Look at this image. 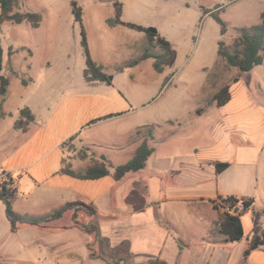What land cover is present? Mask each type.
Instances as JSON below:
<instances>
[{
  "label": "crops",
  "instance_id": "1",
  "mask_svg": "<svg viewBox=\"0 0 264 264\" xmlns=\"http://www.w3.org/2000/svg\"><path fill=\"white\" fill-rule=\"evenodd\" d=\"M156 1L119 0L121 5L120 19L144 27H154L160 36L171 42L167 26L165 29L161 23H163L164 17H167L168 23L172 21L173 10L169 12L168 9V5H172V0H160L163 3V8L161 7L159 11L156 10ZM182 1L187 6L190 3L199 5L198 0ZM109 4L111 5V2ZM110 5L105 16H99L101 31L106 33L110 44L115 47L127 38L128 48L133 51L134 57L137 58L143 53L147 44L144 32L122 24L108 25L107 19L114 16V8ZM259 13H263V11ZM155 17L159 18L160 23L153 20ZM94 18L96 19V16ZM96 23L97 21L94 20V24L90 25V28H86V43L92 60L104 65L106 63L98 49H103L108 42L103 39L104 37L101 38L102 33L97 36ZM26 50L29 53L27 56L31 57L32 50L28 48ZM16 52L17 49L9 45V76L11 77H18L19 75V67L12 62ZM175 53L172 65H175L181 52L176 48ZM117 56L118 54L115 53L112 58L115 60L114 64L117 63ZM148 60L150 58L141 60L129 68L133 72L142 69ZM47 65L49 64L47 63ZM165 67L167 66H164L163 69ZM39 68L25 64L23 69L25 73L20 76L21 90L17 95L18 102L14 117L19 116L22 108H28L33 120L22 128H15V121L13 122L11 126L13 131L21 133L23 136L15 137L18 144L1 162L3 172L0 180L2 182L11 178L12 185L14 184L16 188L11 205L15 211L21 214L44 215L53 212L66 203L76 201L91 206L94 209V214L86 213L80 208L69 209L60 218L44 226L18 223L14 231L10 229L11 233H17L24 226H36L47 228L53 232L72 230L80 236V244L70 242L69 239L68 241L58 240L52 243H45L43 240L28 241L27 248L37 246V253L28 263L151 264V261H156L155 264H158V262L164 261L166 264H264V246L251 251L245 259L243 258V251L252 234L244 242L241 241L242 239L231 242L226 240L225 236L218 231V223L223 213L220 209L214 208L212 204V201L218 197L233 196L238 199H252L249 210L255 211L256 208L255 195L259 191V182L256 179L254 185L251 171L257 166L263 139L257 130L258 122L255 115H258V112L253 113L250 108L246 109L249 104L246 91L239 86L238 81L229 87L230 99L224 105L219 106L225 111L226 123L229 126H234L235 133L232 134V138L236 143L235 146L229 143L228 133H222L220 136L213 134L209 143L201 146L192 145L187 159L181 156L174 158L175 162L160 173L165 177V183L164 190L156 198L158 200L152 201L146 207H139L132 211L134 220L137 222L133 225L132 231L135 232L136 229L137 233L139 232V214H144L146 211L150 213L151 208L159 213L154 216L153 221L147 224L146 229L151 236L146 245L141 246L138 240L134 237L128 238L127 234L119 237L111 235L112 233L107 234L105 231L106 224L104 225L103 221L108 217L117 216L105 215V213L108 214L105 203H112V192L118 182L130 176L129 174L141 172L146 167L149 157L156 151V144L169 136L171 131L175 129L174 127H179L180 122L177 119L162 121L157 124L159 126L157 130L152 124H143L134 117L135 110L142 106H135L131 97L115 90H112L108 95L89 94L81 90L78 94L63 93L57 98L54 88L50 87L48 92L43 94V91L47 90L38 89L40 83L36 81L37 72L41 71L46 77H49L52 69L49 67ZM133 76L132 73L131 77ZM8 80L7 91L10 83L9 77ZM83 80L86 85L103 83L99 81L87 82L84 77ZM232 89L234 90L232 91ZM34 91V95H37L36 99H32H38L39 105H30L25 100V94H32ZM5 95L0 96V102L4 100ZM253 114L255 119L251 120L249 116ZM103 125H111V129L102 132L99 127ZM30 128H36V131L33 132L32 136L22 140ZM149 129H151L152 138L144 136V132ZM240 129H244L243 134H239ZM58 131L59 133L55 135ZM89 131L90 133H86ZM70 137L73 139L70 140ZM66 142H68L70 150L68 158L65 157L64 150L60 149V146ZM142 142H146L149 147L153 148L145 166L138 171L126 173L118 180L112 176L113 168L110 170V174L96 179L76 178L60 171L64 162L69 163L75 171H84L91 165L100 164L102 156L107 161L109 157L114 158L122 154L125 157L124 160L122 159L123 161L115 166L123 164L133 156ZM7 147L9 146L7 145ZM80 149L87 151L83 157L78 154ZM107 149H110V153L104 152ZM215 162H227L229 164L226 169L216 173ZM18 171L21 173L17 177L14 176L13 172ZM244 172H246L245 175ZM215 177H217L218 183L214 190L207 186L212 193H207L209 196H202L203 193L198 194L199 197L193 195L185 197L179 194L182 186L194 189L200 183L208 184ZM183 181L185 182L183 183ZM21 184H25V187L29 189L26 195L24 192H20V195L18 193L17 189L20 188ZM39 189L44 193L41 198L46 208L39 211H21L14 207L13 203L16 199H28ZM190 198L201 203L198 202L199 206L195 205V208L192 209L187 205ZM176 201L184 202L182 217L173 216L166 208L168 202ZM200 204H208V207L204 208ZM111 214H115V212L112 211ZM256 214L257 225L261 230H264L262 219L264 211L263 215L259 212ZM64 218H69V220L64 221ZM187 219L193 224L191 227L190 224L188 225ZM81 225L91 231L87 232ZM116 234L117 232H114V235ZM239 242L242 243H240L237 256L234 254L237 246L235 243ZM15 257L12 251H0V264H26Z\"/></svg>",
  "mask_w": 264,
  "mask_h": 264
},
{
  "label": "rangeland",
  "instance_id": "2",
  "mask_svg": "<svg viewBox=\"0 0 264 264\" xmlns=\"http://www.w3.org/2000/svg\"><path fill=\"white\" fill-rule=\"evenodd\" d=\"M198 1L199 5L190 3L187 6L182 0H172V5H168L169 12L173 10L172 21L168 23L167 17H164L161 23L165 29V26L168 28L171 46L181 52L175 65L167 66L159 72L154 69V59L150 58L142 69L133 72L126 66L127 62L135 58L133 51L128 48L127 38L115 47L110 44L106 33L101 31L99 26V16H105L109 2H111L110 7L114 8V3H119V0H14V12L37 13L40 15V22L37 28H33L27 21L16 24L6 20L0 24V43L3 50L1 73L10 78L8 91L4 100L0 102V176L3 172L1 162L18 144L15 137L23 136L21 133H15L11 126L19 117L14 115L18 102L17 95L21 90L19 80L25 73L23 70L25 64L52 69L49 77L41 71L36 73V81L40 83L38 89L47 90L43 91V94L48 92L50 87L54 88L57 98L63 93L78 94L81 90L95 95H108L112 90L119 91L131 97L135 106H142L135 110L134 117L143 124H152L157 130L159 127L157 124L162 121L177 119L180 122L179 127H174L169 136L156 144V151L149 157L146 167L141 172L129 174L130 176L118 182L112 192V203H105L108 212L105 215L117 216L108 217L103 221L104 225L106 224L107 234L112 233L111 235L115 237L127 234L128 238L134 237L138 240L141 246L146 245L151 236L146 226L159 213L151 208L150 213L146 211L144 214H139V232L137 233L136 229L135 232L132 231L133 225L137 223L132 211L158 200L156 198L164 190L165 183V177L160 173L168 169L177 156L187 159L192 145L201 146L209 143L213 134L220 136L222 133H228L229 143L235 146L236 143L232 138V134L235 133L234 126L226 123L223 108L210 103L209 99L224 85L232 86L235 81H238L239 86L246 91L249 103L246 109L250 108L253 113L258 112V115H255L258 122L257 130L263 139L257 166L251 171L254 185L256 179L259 182V191L255 195L256 208L255 211L247 210L241 216L244 232L241 241L244 242L252 234L253 214L259 212L263 215L264 211V51L261 64L255 65L249 71H241L236 67L228 66L218 50L222 46L228 50L232 49L240 29L260 24L261 13L259 12H264V0ZM73 3L81 9L80 23L74 17ZM162 4V1H156L157 11L163 8ZM204 10L208 12L204 13ZM114 17L115 14L112 18ZM217 18L221 20L223 26L218 23ZM94 20L97 21L95 24L97 36L102 33L101 38L104 37L103 39L108 42L103 49H98V52L106 63L101 66L111 78L110 84L106 82L94 85L84 84L83 77L87 64L80 31L82 28L86 36V28H90ZM153 20L160 23L158 17ZM9 45L17 49L12 62L19 67L18 77L9 76ZM26 48L32 50L31 57L27 56L29 53ZM152 51H157V48ZM115 53L118 56L117 63L114 64L115 60L112 58ZM132 73L133 77H131ZM34 93L35 91L32 94H25V100L30 105H39L38 99H32H36L37 94L34 95ZM249 117L251 120L255 119L254 114ZM99 128L102 132H107L111 129V125H103ZM34 131L36 128H30L22 140L32 136ZM243 131L244 129H240L238 132L243 134ZM58 133L59 131L55 135ZM7 145L9 147L6 148ZM60 149L64 150L65 157L68 158V152H70L68 142L62 144ZM109 151L110 149H107L104 152ZM124 158L122 154L114 158L109 157L106 161L109 170ZM20 173V171L13 172V175L17 177ZM217 183V177H215L208 184L200 183L194 189L182 186L183 190L180 189L179 194L185 197L191 195L199 197L198 194L202 193L204 194L202 196H209L208 194H212L209 190H214ZM10 187L13 188L14 184ZM17 190L19 195L20 192H24L25 195L29 192L25 184H21ZM41 196H44V193L39 189L28 199H16L13 205L21 211H39L46 208ZM198 202L190 198L187 205L194 209L195 205L199 206ZM200 205L204 208L208 207V204ZM183 206L182 201L166 204L167 210L173 216L179 217L183 216ZM112 211L115 214H111ZM262 219L264 221V216ZM67 220L69 218H64V221ZM187 223L190 227L193 225L188 219ZM114 232L117 234L114 235ZM77 234L72 230L53 232L36 226H24L13 234L10 232V224L5 216L4 205L0 202V251H12L15 258L26 264H30L28 262L37 253V246L27 248L28 241L43 240L45 243H52L69 239L70 242L80 244V236ZM242 242L235 243L237 246L234 254L237 256Z\"/></svg>",
  "mask_w": 264,
  "mask_h": 264
},
{
  "label": "trees",
  "instance_id": "3",
  "mask_svg": "<svg viewBox=\"0 0 264 264\" xmlns=\"http://www.w3.org/2000/svg\"><path fill=\"white\" fill-rule=\"evenodd\" d=\"M14 0H0V24L3 21H12L14 23H21L27 21L32 27H37L40 22V15L34 12H14L13 11ZM73 14L75 19L80 23L81 21V9L75 3L72 4ZM121 5L118 2L114 3V18L107 19V23L110 26L116 24H122L129 28L137 31L144 32L147 40L146 47L143 53L134 58L133 60L127 62V67H132L136 65L141 60L146 58L154 59V69L157 71H162L164 66H172L175 59V49L171 46V43L164 37L160 36L154 27H144L130 22H124L120 19ZM204 13L208 12L206 10ZM260 24L253 25L248 28L240 29V34L236 37L234 46L232 49L228 50L225 47H220L218 52L224 58L228 66H233L241 71H249L255 65H259L263 62V51H264V12L261 13ZM218 23L222 25L220 19L217 18ZM151 29H154L151 30ZM223 30V27H222ZM81 44L83 46L84 52L86 54V68L84 71V79L87 82L99 81L111 83V78L107 76L104 72L103 67L100 64L94 62L89 56V50L86 43V36L83 29L80 31ZM157 48V51L153 52L152 49ZM2 71V47L0 43V96H4L7 91L8 77L1 73ZM168 81V79H167ZM166 81V82H167ZM229 85H224L218 91H216L209 99L210 103H215L216 106L224 105L230 99V89ZM33 120V116L28 108H22L17 120L14 122L15 128H22L29 121ZM97 120V119H96ZM95 121V120H93ZM92 121V122H93ZM144 136L152 138L151 129L144 132ZM73 137H70V140ZM153 152V148L149 147L146 142H142L134 152L133 156L123 164H119L113 167L112 176L115 180L122 178L128 172H135L142 169L145 166L147 158ZM78 154L83 157L86 154L85 149H80ZM102 162L100 164H94L87 167L84 171H75L71 168L69 163H62L60 171L62 173L74 176L81 179H96L102 176L110 174L108 165L106 164L105 158L101 157ZM227 162H215L214 168L216 173H220L228 167ZM12 185L11 178H7V181H2L0 183V201L4 205L5 215L10 223L11 231L16 229L18 223H25L30 225L44 226L49 222L56 220L62 216V214L69 209H82L86 213L94 214V209L81 202H70L66 203L62 207L54 210L51 213L44 215H27L21 214L15 211L11 205V201L16 193V188H11ZM238 201L239 199L233 196H227V201ZM243 211L240 213H228L223 211V216L218 223V231L223 234L226 240L235 242L242 239L244 232L241 222V216L244 212L249 210L252 199H241ZM214 208L219 209L212 201ZM81 227L87 232L91 231L89 228L81 225ZM259 246H264V230H261L257 225V214L253 217V230L251 238L243 251V258L245 259L251 251L258 248ZM91 254V253H90ZM93 255V254H91ZM158 264H166L164 261L158 262Z\"/></svg>",
  "mask_w": 264,
  "mask_h": 264
},
{
  "label": "built area",
  "instance_id": "4",
  "mask_svg": "<svg viewBox=\"0 0 264 264\" xmlns=\"http://www.w3.org/2000/svg\"><path fill=\"white\" fill-rule=\"evenodd\" d=\"M215 204L222 212L225 211L233 214V213H240L243 211L241 199L235 202L231 200L227 201V196H222V197H218L215 200Z\"/></svg>",
  "mask_w": 264,
  "mask_h": 264
},
{
  "label": "water",
  "instance_id": "5",
  "mask_svg": "<svg viewBox=\"0 0 264 264\" xmlns=\"http://www.w3.org/2000/svg\"><path fill=\"white\" fill-rule=\"evenodd\" d=\"M151 30H153V31H154V29H151Z\"/></svg>",
  "mask_w": 264,
  "mask_h": 264
}]
</instances>
